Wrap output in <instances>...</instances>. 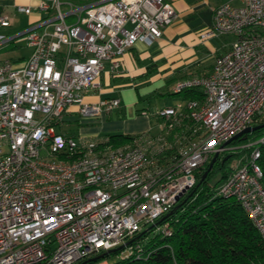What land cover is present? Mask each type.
Instances as JSON below:
<instances>
[{"label":"built area","instance_id":"built-area-1","mask_svg":"<svg viewBox=\"0 0 264 264\" xmlns=\"http://www.w3.org/2000/svg\"><path fill=\"white\" fill-rule=\"evenodd\" d=\"M241 1L219 4L199 33L201 40L232 37L211 69L172 87L173 93L196 89L200 97L148 112L157 132L119 144L60 127L73 112L96 117L120 105L115 97L86 103L83 94L105 62L119 73L136 41L149 44L162 35L176 16L172 4L38 0L17 10L43 16L11 33L1 32L12 18L0 8V49L20 37L30 48L23 59L0 60V264H81L149 227L170 236L168 221L155 223L193 188L215 153L241 149L248 152L216 194L234 198L264 240L262 138L223 146L264 120V0ZM123 248L141 249L138 243Z\"/></svg>","mask_w":264,"mask_h":264},{"label":"crops","instance_id":"crops-1","mask_svg":"<svg viewBox=\"0 0 264 264\" xmlns=\"http://www.w3.org/2000/svg\"><path fill=\"white\" fill-rule=\"evenodd\" d=\"M74 3H90L97 0H71ZM172 4L176 16L172 23L167 25L162 35L151 43L136 41L121 57V71L113 73L108 62H105L102 73L97 79V83L83 94V101L86 103H96L102 98L115 97L120 100V105L110 112H102L96 117L70 116L67 119H75L85 122H98L106 114L110 116H129L134 121L139 116V111L146 109L144 106L138 108L139 102H144L148 106L154 102L153 108L172 105L179 99L169 103L167 97L174 95L172 87L181 78L190 77L208 72L217 55L225 51L229 36L211 37L205 40L199 38V33L211 23L214 9L221 3L229 2L233 5H240L241 0H165ZM38 0H0V8L8 13L12 18V24L7 28H2L1 32L11 33L22 29L30 23L43 16L42 12L32 10L29 14L17 10L18 5L34 7ZM231 39V38H230ZM26 44V42H25ZM28 52L16 56H10L12 52L20 48V43H12L0 49V60L2 59H23ZM1 54H7L2 56ZM9 55V57H8ZM149 104V105H148ZM151 106V107H152ZM78 108L77 105L70 107L72 111ZM75 113V112H73ZM142 129L151 126V130L157 127L155 119L148 117V121L143 118ZM150 130V131H151ZM144 132V130H142ZM113 132L111 134H115ZM76 134L91 138L101 139L111 134L103 135L100 126L86 131L83 134ZM127 135V134H125ZM131 135V134H128ZM94 264H108L103 260Z\"/></svg>","mask_w":264,"mask_h":264},{"label":"trees","instance_id":"trees-1","mask_svg":"<svg viewBox=\"0 0 264 264\" xmlns=\"http://www.w3.org/2000/svg\"><path fill=\"white\" fill-rule=\"evenodd\" d=\"M173 94L183 99L200 97L196 89H185ZM258 123H264V120ZM128 136L111 134L109 138L112 143L119 144ZM260 138L262 141L258 144L260 155L257 162L264 172V127L230 144H242ZM239 152L246 155L248 150L241 149L218 156L204 179L195 187L209 162L202 167L192 194L164 219L172 228L170 236H162L157 232L150 237L148 233L152 228L140 232L131 242L138 243L140 251L126 252L123 260L108 264H264V240L240 204L234 198L224 199L216 194L218 185L232 171L230 158ZM226 154H230V157L222 162ZM217 174L218 177H215ZM106 256L93 263L107 260Z\"/></svg>","mask_w":264,"mask_h":264},{"label":"rangeland","instance_id":"rangeland-1","mask_svg":"<svg viewBox=\"0 0 264 264\" xmlns=\"http://www.w3.org/2000/svg\"><path fill=\"white\" fill-rule=\"evenodd\" d=\"M230 38H232L231 36H229L227 38V40H231ZM16 43H20V48L16 49L14 52H12L11 54H9L10 56H16L19 54H25L28 52V48L26 47L25 44V38L24 37H20L17 39ZM2 56H7V54H1ZM8 55V57H9ZM177 97L175 95L170 96L169 98L167 97V101L169 103L176 101ZM149 105V104H148ZM154 102L151 101V104L149 105V107L146 105H144V102H139L137 107L141 108L142 106H144L145 108H147V110L142 109L141 111H139L140 114H138L139 116L137 117L136 120L139 119H144L145 121H148V117L150 116L148 114V112H153L155 110V108H153ZM152 106V107H151ZM71 115L73 116H78V114L76 113H72ZM133 117H129V116H110L107 118L106 114L103 116V119H101V121H98L96 123L94 122H85V121H79L76 120L77 118L75 117V119H66V121H64V123L61 125V130L65 133H70V134H76L77 132H79L80 134L85 133L86 131L93 129L97 126H100V128L103 131V135L106 134H111L113 132H116L115 134H139L141 132L144 131H149L151 130V126H148L147 128L142 129L141 125V121H134V119H132ZM57 130H60L59 127H56ZM155 129H152L151 132H154ZM241 143L236 144V146H241ZM245 153L239 152L237 155H234L230 158L229 164L231 165L232 169L238 165L241 160L245 157L244 155ZM204 167V166H203ZM218 177V174L215 176ZM147 228L144 227L143 230ZM157 234V231L155 230V228H152L149 233L148 236H154ZM127 252L126 248H123L121 250H119L118 252H114V253H110L108 254L105 258L107 259L108 262L113 263L116 261H121L123 260V256L124 254Z\"/></svg>","mask_w":264,"mask_h":264},{"label":"water","instance_id":"water-1","mask_svg":"<svg viewBox=\"0 0 264 264\" xmlns=\"http://www.w3.org/2000/svg\"><path fill=\"white\" fill-rule=\"evenodd\" d=\"M262 127H264V123H257V124H254V125L247 126V127L243 128L242 130H240L239 132H237L236 134H234V135H233L232 137H230L227 141H225V142L223 143V146H225V145H227V144H230L232 141H234V140H236V139H238V138H242V139H244L248 133L253 132V131H255V130L259 129V128H262ZM217 157H218V154H217V153H215V154L212 156V158L210 159V161H209V163H208V167H207V169L202 173L201 178H200V180L196 183L195 187L200 183L201 180L204 179V177L206 176L208 170L211 169L213 163L216 161ZM229 157H230V154H226V155L222 158V162H224L225 160H227ZM195 187H194L190 192H188V193L186 194V196L183 198V200H182L181 202H179V203H177V204L175 205V207L173 208V210L169 211V212L166 213L164 216H162V217L160 218V220H158L155 224L160 223L162 220H164L165 218H167L168 216H170V215L173 213V211H174L176 208H178V207L181 205V203H182L183 201H185V199H186L187 197H189V196L192 194V192L194 191ZM179 196H181V194H180ZM177 199H178V197H177ZM150 228H151V227H149L147 230H149ZM145 231H146V230H145ZM137 237H138V235H137L136 237H134V238L128 240V241L125 242L124 244L119 245L118 247H115V248L109 249L108 251H105V252H103V253H100V254H98V255H96V256L89 257V258L85 259L84 261H82L81 264H85V263H88V262H94V261L98 260L99 258L104 257L105 255H108V254H110V253H113V252H115L116 250H119V249L123 248L125 245H128L129 243H131V242H132L134 239H136Z\"/></svg>","mask_w":264,"mask_h":264}]
</instances>
